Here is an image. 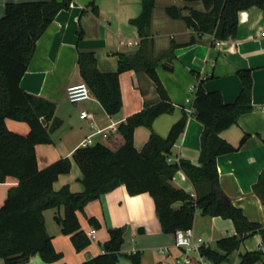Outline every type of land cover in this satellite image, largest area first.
<instances>
[{"label": "trees", "instance_id": "1", "mask_svg": "<svg viewBox=\"0 0 264 264\" xmlns=\"http://www.w3.org/2000/svg\"><path fill=\"white\" fill-rule=\"evenodd\" d=\"M186 3L202 1L206 11L191 9L183 15L176 6L166 8L173 18H182L198 35L210 34L216 40L237 37L240 13L252 7L264 11V0H183ZM72 0H42L8 2L5 14L0 18V183L8 177L18 179V185L8 192L0 207V257L6 264H25L34 255L45 262L63 258L46 229L44 212L60 209L56 220L63 234L70 235L77 251L91 244V238L82 229L78 211L117 187L126 186L130 195L149 193L156 206V214L164 233L176 234L179 230L193 228L197 212L205 217L221 216L231 219L236 234L218 240L217 247L202 246L200 254L205 259L221 264L229 255L240 249L244 241L260 234L264 242V225L251 221L243 209L234 205L222 191L218 170V157L242 147L249 135H245L235 147L224 140L220 133L238 122L246 113L254 110V78L251 69H240L238 76L242 88L237 98L226 103L220 91H207L203 82L196 90L193 115L204 125L201 136L200 165L180 159L171 162L173 149L185 130L188 114L173 125L167 137L154 131V120L175 109L157 73L161 58L172 57V48L158 56L154 55V39L151 32L152 13L156 0H143L142 11L131 23L138 29L140 45L133 55L118 54V69L104 72L98 67L94 52H80L78 64L82 81L90 87L93 96L109 115L120 112L123 105L120 74L134 70L144 73L156 86L159 100L146 103L144 108L129 116L113 132L103 134L90 146L77 148L72 157L56 160L41 169L36 146L52 143V134L62 124L56 117V104L48 99L25 91L21 80L28 70L38 40L45 33L56 15L68 9ZM90 7L97 14L94 0ZM85 12V10H84ZM83 30L78 32L79 39ZM195 37L192 42H195ZM169 68V66H167ZM7 119L26 122L30 126L27 135L11 131ZM43 119L46 123H43ZM145 126L151 135L140 151L135 146L134 132ZM73 161L82 172L84 190L73 192L69 186L54 189L61 174L70 173ZM182 170L193 183L195 195L172 185L175 174ZM254 193L264 205V169L253 185ZM181 202L180 207L175 203ZM96 228L100 222L88 218ZM126 227L109 229V239L104 243V252L83 264H117L124 255L132 264H142L140 251L122 254ZM264 264V250L241 254L238 264ZM195 264H201L196 262Z\"/></svg>", "mask_w": 264, "mask_h": 264}, {"label": "crops", "instance_id": "2", "mask_svg": "<svg viewBox=\"0 0 264 264\" xmlns=\"http://www.w3.org/2000/svg\"><path fill=\"white\" fill-rule=\"evenodd\" d=\"M25 1L42 0H0V18L4 16L8 2ZM91 1L72 0L68 9L56 15L38 40L28 70L21 80V87L25 91L54 102L55 115L62 121L52 134V143L36 146L41 169L58 159L72 157L89 136L93 135V140L97 142L104 133L110 134L129 116L141 111L146 103L153 104L159 100L154 81L134 70L120 74L123 105L117 114H107L96 98L76 104L68 100L67 88L82 81L78 64L80 52H94L99 69L114 72L118 69V54H135L141 41L138 29L131 20L140 15L143 0H94L97 14L90 7ZM169 6L180 8L183 15H189L191 9L206 11L202 1L156 0L151 21L154 55L169 51L174 44L176 48L174 55L161 58L156 68L175 109L154 120V131L167 137L173 125L187 113L185 130L176 142L170 160L177 162L185 159L200 165L204 125L190 112L192 105L187 98H194L198 85L203 82L207 91H220L224 101L231 103L242 88L238 71L251 69L254 110L243 114L236 124L220 133L224 140L235 147L239 146L245 135L249 137L236 151L218 157V170L224 194L234 205L242 208L251 221L264 225V205L253 191V185L264 169V11L257 7L242 11L237 37L216 40L210 34L198 35L184 19L171 17L166 10ZM80 30L84 32L82 39L78 35ZM194 37L196 40L192 42ZM193 86L196 88L194 91ZM83 109L93 112L94 117L81 118ZM6 124L18 134L27 135L30 132L26 122L7 119ZM150 135L149 128H136L134 141L138 150L146 146ZM82 177L79 166L73 161L71 172L61 174L54 183V189L69 186L73 192H81L84 190ZM171 183L195 195L193 183L182 170L175 174ZM17 185L18 179L15 177H8L6 182L0 183V207L9 190ZM181 205V202H177L174 206ZM63 211L62 207L44 212L46 229L53 237L56 250L63 253V258L49 263L37 254L25 264H83L104 252L103 245L109 239V229L116 227H126L122 254L140 251L143 256L144 249H151L154 253L153 264H177L182 256L183 249L176 245L175 234L163 232L155 201L149 193L130 195L126 186L121 185L90 202L84 212L78 211L82 229L87 234L91 229L96 230V241L91 239V244L83 251H77L71 236L62 233L56 215L63 214ZM90 217L96 218L100 227L92 226L88 220ZM140 227L144 228V233H139ZM193 230L197 242L214 249H218L219 239L237 233L231 219L205 217L200 210L196 214ZM251 239L256 240L255 245L250 243ZM153 248L166 249L160 255L153 252ZM257 250H264L260 234L248 237L229 264H238L241 254ZM190 256L194 264L198 262V252ZM0 264H6L1 257ZM117 264L132 262L122 255ZM142 264H146L145 254Z\"/></svg>", "mask_w": 264, "mask_h": 264}, {"label": "built area", "instance_id": "3", "mask_svg": "<svg viewBox=\"0 0 264 264\" xmlns=\"http://www.w3.org/2000/svg\"><path fill=\"white\" fill-rule=\"evenodd\" d=\"M195 89L196 88L193 86L192 91H194ZM67 97H68V100L73 104L82 103V102L89 101L95 98L91 92L90 87L84 81L70 85L67 88ZM187 102L192 105L190 112H193L194 111V108H193L194 98L188 97ZM93 117H94L93 112L87 109H83L81 111V118L86 119V118H93ZM105 134L106 133H104V135ZM93 144H95V141L93 140V135L89 136L83 142V146H90ZM88 235L91 239L95 238L96 230L95 229L89 230ZM175 238H176V245L183 249L182 256L181 258L177 260V264H194V261L192 260L190 256L193 252L199 253L198 262H200L201 264H206L204 257L201 256L200 254V248L204 245H201L199 242L196 241L193 228L188 229V230L177 231L175 234Z\"/></svg>", "mask_w": 264, "mask_h": 264}, {"label": "rangeland", "instance_id": "4", "mask_svg": "<svg viewBox=\"0 0 264 264\" xmlns=\"http://www.w3.org/2000/svg\"><path fill=\"white\" fill-rule=\"evenodd\" d=\"M92 241H96V237L92 238ZM250 243L252 245H255L256 244V240L255 239H251ZM153 249H154L153 252L156 251V252H158V254L163 255L165 253L163 250L166 249V248H153ZM144 254H145V257H146V264H153L154 253H152V250L151 249L150 250L144 249L143 250V256H144ZM235 255H236V251L232 252V254L229 256V258L226 261L222 262L221 264H229V263H231V259H233V257ZM205 262H206V264H215V263H213V262H211L209 260H206Z\"/></svg>", "mask_w": 264, "mask_h": 264}, {"label": "water", "instance_id": "5", "mask_svg": "<svg viewBox=\"0 0 264 264\" xmlns=\"http://www.w3.org/2000/svg\"><path fill=\"white\" fill-rule=\"evenodd\" d=\"M43 123H46L45 119H43ZM138 231H139V233H144L145 230L143 227H140Z\"/></svg>", "mask_w": 264, "mask_h": 264}]
</instances>
